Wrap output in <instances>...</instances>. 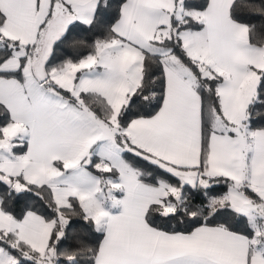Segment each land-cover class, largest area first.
I'll return each mask as SVG.
<instances>
[{"label":"snow or ice","instance_id":"obj_1","mask_svg":"<svg viewBox=\"0 0 264 264\" xmlns=\"http://www.w3.org/2000/svg\"><path fill=\"white\" fill-rule=\"evenodd\" d=\"M0 264H264V0H0Z\"/></svg>","mask_w":264,"mask_h":264}]
</instances>
